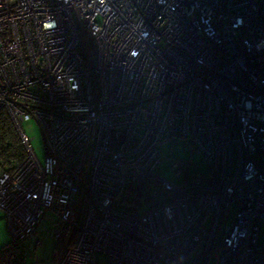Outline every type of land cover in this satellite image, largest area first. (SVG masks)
Here are the masks:
<instances>
[{"label": "built area", "instance_id": "2783aa9c", "mask_svg": "<svg viewBox=\"0 0 264 264\" xmlns=\"http://www.w3.org/2000/svg\"><path fill=\"white\" fill-rule=\"evenodd\" d=\"M2 109L27 150L0 170L17 264L45 220L54 264H264V0H0ZM176 137L205 168L170 180Z\"/></svg>", "mask_w": 264, "mask_h": 264}, {"label": "rangeland", "instance_id": "374dc122", "mask_svg": "<svg viewBox=\"0 0 264 264\" xmlns=\"http://www.w3.org/2000/svg\"><path fill=\"white\" fill-rule=\"evenodd\" d=\"M22 126L28 135L32 139L33 148L41 161L45 159V148H44V139L42 131L39 124L35 119H27L22 122ZM161 152L163 155V160L157 168V173L170 180L175 179L174 169L172 165L177 160H189L194 168L204 169L205 163L203 162L202 153L193 147L192 143L188 139H183L180 137L172 138L169 141L161 145ZM230 220L227 219L225 225H228ZM54 227V223L51 220H45L42 223L39 230V237L42 239V244L37 248L36 254L35 251H28V260L27 264H32L34 259L33 255H37L40 261V264H54L53 254L58 247V240L55 236L51 234V231ZM12 241V236L7 225V221L2 213H0V248L9 244ZM215 260L212 261L214 263ZM97 263L98 264H108L107 256L104 253L97 254ZM187 264H204L203 259H197L190 255L187 260Z\"/></svg>", "mask_w": 264, "mask_h": 264}, {"label": "trees", "instance_id": "16d2710c", "mask_svg": "<svg viewBox=\"0 0 264 264\" xmlns=\"http://www.w3.org/2000/svg\"><path fill=\"white\" fill-rule=\"evenodd\" d=\"M26 157L27 150L14 122L8 111L2 109L0 111V170L12 169ZM142 188L144 186L134 189L140 191ZM83 213L82 210L80 220L83 218ZM18 251L13 241L0 248V264H17Z\"/></svg>", "mask_w": 264, "mask_h": 264}]
</instances>
